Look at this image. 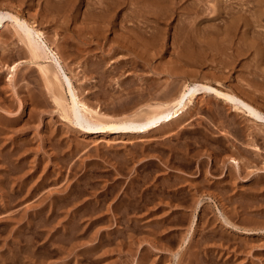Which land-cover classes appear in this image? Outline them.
Instances as JSON below:
<instances>
[{"label": "rangeland", "instance_id": "374dc122", "mask_svg": "<svg viewBox=\"0 0 264 264\" xmlns=\"http://www.w3.org/2000/svg\"><path fill=\"white\" fill-rule=\"evenodd\" d=\"M95 1L0 0V10L43 31L110 120H143L197 81L264 112V0H120L104 23ZM14 22L0 28V264H264V151L249 150L264 145L263 128L203 94L182 124L145 137L90 133L48 93L37 65L48 61L29 59ZM187 46L195 52L181 56Z\"/></svg>", "mask_w": 264, "mask_h": 264}, {"label": "bare ground", "instance_id": "6f19581e", "mask_svg": "<svg viewBox=\"0 0 264 264\" xmlns=\"http://www.w3.org/2000/svg\"><path fill=\"white\" fill-rule=\"evenodd\" d=\"M66 1V0H65ZM76 1V0H75ZM80 0H77V4ZM123 1V0H122ZM69 2V1H68ZM145 2V1H144ZM143 2V3H144ZM157 2V1H156ZM160 2V1H159ZM75 3V2H74ZM146 3V2H145ZM72 4V3H70ZM69 4V5H70ZM122 2L120 0H112L111 2L109 0H96L94 2V6L93 9L95 11L94 15V19L99 20V21H103V23L106 21L108 13L114 9L115 13L118 14V12L120 11V9H122ZM158 4V3H157ZM160 4V3H159ZM67 5V4H66ZM73 5V4H72ZM71 5V6H72ZM76 5V3H75ZM172 5V4H171ZM75 6H73L74 8ZM142 7V6H141ZM153 7V6H152ZM72 7H70L71 9ZM144 8V7H143ZM142 8V10H143ZM157 9V8H155ZM158 11V10H157ZM150 12V11H149ZM152 12V10H151ZM150 12V13H151ZM164 12V11H163ZM113 13V12H112ZM154 13V12H152ZM162 13V12H161ZM110 14V13H109ZM160 14V12H159ZM114 15V14H113ZM113 15L111 14V20L114 18ZM96 16V17H95ZM115 16V15H114ZM158 16V15H157ZM196 16V15H195ZM110 17V16H109ZM7 18H11L13 19L14 22V28L17 34L20 35L21 38V43H22V48L23 51L29 53L28 57L29 59H31V61L33 62H38L39 59H46L48 61V63L50 64H37L40 68V73H42L43 78H44V83L48 89V93H50L58 102V104L61 107L62 113L63 114H68L69 116H72V123H76L77 126H80L82 129H86L87 131H89L90 133H100V134H114V133H123V132H129L135 135H139V136H146L148 134H150L153 131H157V129L159 130V128H161L163 125H169L171 126V124L173 125H177L178 123L184 121V117L186 118V114L188 112L189 108H194L192 105L195 104L196 99L201 96V95H209L215 99H219L218 103L221 101H223L228 108H232L231 110L235 111L238 115L242 114L241 117L244 115V117L246 116L247 120H252V122H254V124L256 123V125H259V129L263 128V130H259V132L261 133V137L262 140L261 142H263L264 139V112L259 108L258 105L254 104L252 101H248L244 98V96L242 97V95H238L237 93L234 92H229L230 90L224 91L219 89L216 86L210 85V84H205V83H200V82H194L191 84H188L185 86L184 89H182L181 91L179 90L177 92V95L174 94V98H170L169 96L168 101L166 102H161L160 104L155 105V109L154 111H152V113L147 112L146 114L148 115L146 118H142L143 120H141V117H137L139 119H133L131 117L128 118H124V119H118V120H110V118L108 119V117H106V115L104 116V114H100L98 113L97 110H95L92 106L89 105V103L86 101V97L83 98V95L81 96L80 93L78 92L77 88L74 86V83L71 79V77L67 74L64 66L62 65V60L59 58L58 54L55 52V50H53L51 48V45L48 44V40L45 39V33L43 31H41L40 29L36 28V26L34 25V23L22 19L21 17H19L18 14H11L10 16L1 11L0 10V28L4 27V22ZM104 25V24H102ZM156 35V34H155ZM186 35V34H185ZM189 36V35H188ZM124 37V36H123ZM127 36H125L126 38ZM155 37V36H154ZM185 37V36H184ZM193 37V36H192ZM149 38V37H148ZM188 38V37H187ZM190 38V37H189ZM129 40H131V37L128 38ZM127 39V40H128ZM128 40V42H129ZM148 40V39H147ZM188 40V39H187ZM192 40V39H191ZM132 41V40H131ZM149 41V40H148ZM120 40H119V44H120ZM126 43H123L125 48L129 49V50H133V48H130V45H127V41H125ZM133 43V42H132ZM142 43V42H141ZM153 42H149L148 45H152ZM121 44V45H123ZM126 44V46H125ZM150 46L146 48V50H144L146 52V54L149 53L150 50ZM186 47V46H185ZM184 47V48H185ZM124 48V49H125ZM193 48V47H192ZM200 48V47H199ZM226 48V47H225ZM195 48L191 49V47L187 46V49L185 48L183 54H181V56H188L189 54H191L194 51ZM135 50V49H134ZM133 50V51H134ZM198 50V48H197ZM196 50V52H198ZM224 51V50H223ZM145 52H141L142 54ZM195 52V51H194ZM243 52V51H242ZM138 53V52H137ZM140 53V52H139ZM182 53V52H181ZM136 54V53H135ZM150 55V54H149ZM61 56V55H60ZM180 56V55H179ZM191 56V55H190ZM192 56H195L194 54ZM148 58V57H147ZM201 58V57H200ZM232 58V57H231ZM61 60V61H60ZM222 60V59H221ZM28 61V60H27ZM25 61V62H27ZM245 63V62H244ZM23 64V62L14 64L10 66V71H11V75L13 76L15 72H17V69L19 68V66ZM36 64V63H35ZM37 66V67H38ZM66 67V66H65ZM259 74V73H258ZM186 75V74H184ZM260 76V75H259ZM11 78V77H10ZM13 78V77H12ZM11 78V79H12ZM147 78V77H146ZM83 79V78H82ZM257 80V79H256ZM253 81V80H252ZM174 82V81H173ZM176 84V83H175ZM171 85V84H170ZM169 85V87H171ZM261 86V85H260ZM168 87V86H167ZM174 89V88H173ZM168 90V91H166ZM169 90L171 89H165V91L162 94V97L164 95V98L166 97L165 95L169 94L170 96L171 91L169 93ZM166 92V93H165ZM161 94V93H160ZM157 95V94H156ZM166 97V98H167ZM99 98V97H98ZM221 100V101H220ZM255 100V99H254ZM253 100V101H254ZM132 101V100H131ZM223 103V104H224ZM198 105V104H196ZM195 106V105H194ZM230 106V107H229ZM226 108V107H224ZM230 110V109H229ZM230 110V112H231ZM191 111V110H190ZM195 111V109H194ZM69 112V113H68ZM141 112V111H140ZM139 112V113H140ZM189 113V112H188ZM193 113V112H192ZM234 113V112H233ZM71 114V115H70ZM138 114V111L137 113ZM190 114V113H189ZM188 114V115H189ZM232 114V112L230 113ZM236 114V115H237ZM192 115L189 118H192ZM237 115V116H238ZM143 116H145L143 114ZM240 116V115H239ZM194 117V115H193ZM243 117V118H244ZM71 118V117H70ZM188 119V118H187ZM233 119H234V114H233ZM232 121V120H231ZM235 122V120H234ZM251 122V121H250ZM233 123V122H232ZM237 122H235L236 124ZM182 124V123H180ZM179 124V125H180ZM257 125V126H258ZM169 126V127H170ZM167 127V126H166ZM246 127V125L244 126ZM243 127V128H244ZM233 128V127H232ZM168 129V127L166 128ZM173 129V128H171ZM236 129V128H235ZM250 129V128H248ZM248 129L246 130L248 132ZM244 131V129H242ZM241 130V132H242ZM172 131V130H171ZM174 131V130H173ZM172 131V133H173ZM233 131V130H232ZM178 132V131H177ZM239 132V131H238ZM240 132V133H241ZM254 132V129H253ZM252 132V133H253ZM258 132V134H260ZM166 134H169V130L168 132H166ZM246 136V135H245ZM248 136V135H247ZM251 136H253V134H251ZM254 136H256L254 134ZM253 136V139H255ZM248 138V137H247ZM250 139V138H248ZM233 140V139H232ZM251 140V139H250ZM257 140V139H256ZM249 141V140H248ZM247 141V142H248ZM255 141V140H254ZM254 141H251L252 143L249 145L251 148L249 150L252 151V149H254V154L255 152H259L261 153V151L263 150V144L259 142V140H257L259 143H257V141H255V143H253ZM230 142V141H229ZM250 142V141H249ZM248 142V143H249ZM234 145V144H233ZM232 145V146H233ZM263 145V146H262ZM231 147V146H229ZM245 147V146H244ZM226 148V147H225ZM232 148V147H231ZM246 149V148H245ZM233 150V149H232ZM180 151V150H179ZM233 152H235V149L233 150ZM190 153V152H189ZM253 153V152H252ZM264 153V152H263ZM186 154V153H185ZM233 154V153H232ZM249 154L251 155V152H249ZM238 155V153H237ZM240 155V154H239ZM262 155V154H260ZM252 156V155H251ZM250 156V157H251ZM259 156V154H258ZM212 157V156H211ZM254 157V155H253ZM257 157V156H256ZM239 157H233L230 159V163L234 164L236 166V168H240L242 165L240 164L241 162L237 159ZM255 158V157H254ZM260 158V157H259ZM218 159V158H217ZM252 159V158H251ZM214 160V159H213ZM212 160V161H213ZM244 160V159H243ZM242 160V161H243ZM256 162L258 159H256ZM252 159V161H255ZM168 161V160H167ZM224 161V160H223ZM249 161V160H248ZM259 161V160H258ZM214 162V161H213ZM247 162V161H246ZM215 163H217L215 161ZM214 163V164H215ZM225 163V161H224ZM229 163V164H230ZM259 163V162H258ZM213 164V163H212ZM253 164V163H252ZM232 166V165H231ZM209 167V166H208ZM218 167V166H216ZM231 168V167H230ZM242 168V167H241ZM211 169V167H210ZM213 169V168H212ZM234 169V167H233ZM209 170V169H208ZM236 170V169H234ZM231 171V170H230ZM206 172V171H205ZM209 172H212V170H210ZM180 173V172H179ZM208 174V173H206ZM212 174V173H211ZM234 174V172H233ZM213 176V175H212ZM232 176V175H230ZM208 178V176H207ZM259 178V177H258ZM263 178V177H262ZM261 179V178H260ZM259 179V180H260ZM208 181V180H207ZM209 181H213V180H209ZM196 182V181H195ZM209 183V182H208ZM260 184V183H259ZM258 184V186H260ZM194 186V185H193ZM253 186V185H252ZM254 186H257L256 184ZM183 187V186H182ZM197 187V186H196ZM242 188V187H241ZM252 188V187H251ZM256 187H253V189H255ZM197 189V188H196ZM258 189V188H257ZM198 190V189H197ZM202 190V189H201ZM203 191V190H202ZM206 191V190H205ZM258 191V190H257ZM253 193V192H252ZM255 193V192H254ZM213 194V193H212ZM203 197V196H201ZM209 197V196H208ZM204 198V197H203ZM211 198V197H209ZM194 199V198H193ZM202 199V198H201ZM221 199V198H220ZM204 200V199H203ZM197 202V201H196ZM199 202L202 203V200H200ZM198 203V202H197ZM196 203V204H197ZM201 203H199L200 205H202ZM262 204V203H261ZM198 205V206H200ZM224 205V204H223ZM260 206V205H259ZM263 206V205H262ZM202 207V206H201ZM224 207V206H223ZM257 207V206H256ZM190 208V205H189ZM194 208V207H193ZM199 208V207H198ZM197 209V208H196ZM230 209V208H229ZM233 209V208H232ZM251 209V208H250ZM218 210V209H217ZM228 210V209H227ZM235 211V210H234ZM238 211V210H237ZM236 211V212H237ZM225 212V211H224ZM233 212V211H232ZM220 213V212H219ZM221 216H223V213H220ZM242 214V213H241ZM249 215V214H248ZM255 215V214H254ZM197 216H194L193 218V222H192V226H194V224L196 223V218ZM248 217V216H247ZM250 217V215H249ZM237 218V217H236ZM244 218V217H243ZM256 218V217H254ZM253 219L254 222L255 219ZM263 218V217H262ZM224 222L225 224L231 226L232 227L235 223V221L232 223L229 218L226 219L225 216H223ZM222 219V220H223ZM233 219V218H232ZM250 221L251 217L248 218ZM248 219L247 222H249ZM261 221V220H260ZM246 223V222H245ZM261 223V222H258ZM257 223V224H258ZM264 223V222H263ZM250 224V223H249ZM220 225V224H219ZM253 225V224H251ZM259 225V224H258ZM238 226V225H237ZM244 226V223H243ZM254 226L255 223H254ZM260 226H264V224L260 225ZM228 227V226H227ZM240 227V226H239ZM261 227V228H262ZM255 228V227H254ZM253 228V229H254ZM237 229V228H236ZM240 229V228H239ZM245 229V228H243ZM250 229V228H249ZM252 229V227H251ZM247 230V229H246ZM258 231H260L261 229L257 228ZM264 230V229H263ZM246 233H253L252 231H248ZM208 243V242H207ZM194 248V247H193ZM239 251V250H238ZM248 252V251H247ZM177 256V255H176ZM261 256V255H260ZM201 258V257H200ZM193 262V261H192ZM264 262V261H263Z\"/></svg>", "mask_w": 264, "mask_h": 264}]
</instances>
